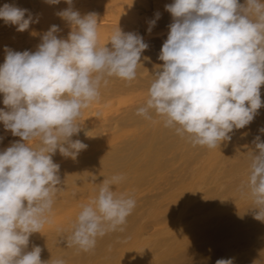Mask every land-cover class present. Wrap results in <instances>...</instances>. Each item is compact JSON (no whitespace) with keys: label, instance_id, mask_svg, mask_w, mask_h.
Listing matches in <instances>:
<instances>
[{"label":"clouds","instance_id":"clouds-1","mask_svg":"<svg viewBox=\"0 0 264 264\" xmlns=\"http://www.w3.org/2000/svg\"><path fill=\"white\" fill-rule=\"evenodd\" d=\"M65 2L69 7L56 15L72 28L67 39L58 38L60 27L51 25L35 51L6 47L0 65V93L10 109H0V121L6 133L20 138L0 150V264H65L59 257L42 261L38 245L27 250L30 236L51 223L63 190L60 166L52 157L58 150L75 159L87 148L72 139L81 131L83 110L100 100L111 78L135 80L149 47L138 32L119 27L109 37L110 47L100 45L96 13L81 15L73 0ZM165 10L173 19L158 56L163 64L152 74L136 115L148 121L158 117L193 147L214 149L253 122L264 106V0H173ZM160 18L157 11L147 21L149 34ZM0 19L18 32L38 22L28 9L8 3L0 7ZM259 132L264 134V128ZM4 139L0 135V143ZM253 143L258 151L250 155L239 192L251 199L254 218L264 222V141L257 135ZM124 179L122 174L104 179L96 196L80 205L68 247L89 252L98 238L123 231L137 203L131 194L113 190Z\"/></svg>","mask_w":264,"mask_h":264},{"label":"rangeland","instance_id":"rangeland-1","mask_svg":"<svg viewBox=\"0 0 264 264\" xmlns=\"http://www.w3.org/2000/svg\"><path fill=\"white\" fill-rule=\"evenodd\" d=\"M89 1H94V0H89ZM170 1L173 2V0H163L161 2H158L156 5L159 9L158 8L157 9L159 11L163 9L161 12L168 13L165 10V5L166 3L170 4L171 3ZM80 3L82 4L81 1ZM80 3H79V7L81 6ZM114 3H116V1L114 0L110 1V4H114ZM47 11H50V9L43 8L42 11H39V12L43 14V13H46ZM105 13H106L105 16L108 17V13L107 12ZM105 13L103 14L99 13L100 14L99 16L104 17ZM115 13H118V11ZM38 15H41V14L39 13ZM139 34L142 35L145 39L147 32L141 31L139 32ZM13 35H15V37ZM22 35H23V32H18L16 29L13 30L10 27H0V41H1L0 42V58L5 57V54H6L5 48L6 47L10 48L13 44L17 43V41H19V39L22 38ZM1 38L3 40H1ZM5 39L7 41H5ZM166 39L167 37L163 41H161L160 44L164 43ZM148 72H146V74ZM148 88L149 87L147 86L137 87L135 89H131L121 94L120 96L116 97L113 101L108 100V101L99 102L98 104L99 109L96 110V112L94 113H98L99 115H105L106 117H111L117 114L118 112H120L123 109V107H125L126 105L128 106L132 101H135V100L136 101H146L147 94H148ZM105 108H106V111H105ZM117 108H119L120 110L118 112H114ZM263 108L264 106H262L258 110V115H256V118L257 116L258 117L264 116ZM103 109L106 112L105 114H104ZM158 121L159 119L152 120V123H154V125L157 126V128H159V126L157 125ZM144 125H145L144 123L138 124V125L134 124L132 126H127L126 130H129V131L134 130V129L140 130L141 127ZM246 127L243 129H239V130H234L232 133L229 134L232 137L231 140L222 141L219 146H217L216 148L212 150L207 147H201V146L193 147L185 138H173L172 145L170 146L171 148L170 147L164 148L165 151L164 150L162 151L158 159L155 161V164L153 165V167L146 170L145 175H144L146 179L139 181V183L136 181L137 179H135V177L137 176V173L139 170H142V169L144 170L143 161L141 160V156L143 157L144 154L148 152L147 145L146 147L144 146L140 150V152L136 155V157L133 156L129 160H126V163L122 164L124 166H121L120 164L118 166L116 165L117 167L120 166L121 168L116 169L117 168L116 166H112L110 167L111 169L107 168L102 171L99 170L97 173L94 172L92 174V177L90 178V181L82 180L80 181L81 184H78V186H77V183H74L73 181L72 182L67 181L65 183H62L61 186L64 184L62 186L64 189L57 195L54 208H53L51 223L46 224L41 229L40 233H33L29 238V242L30 243L36 242V241L40 243L44 242L43 244H39V246L42 248L41 260L44 262H47L50 259L58 258V256H60L59 258L65 259V264H81L83 258L84 259H83L82 264H87V263L88 264H97V263L106 264L108 263V261H106L105 259L103 260L104 257L101 258V255L106 256L107 259L108 257L114 256V255L115 257L118 256L120 258L118 254H116L115 252H112L113 249H107L106 252L102 253L101 255L100 254H90V255L88 254V255L83 256V251L80 252L77 249L75 251L68 250L66 248L67 246L66 239L69 236L68 232L70 233V226L75 221L77 214L80 211V205L88 203L92 198L96 196L99 184H101L104 181V179H108L112 177L113 175L122 174L125 172V174L123 175L125 176V179L123 180L122 184L120 183L116 186H113V190L117 191L118 193L126 192L128 194H131L132 196H134L137 202L136 207L139 208V211L141 213V216L139 217L138 222L136 223L140 229L139 230L140 240L138 241V245L139 247H141V250L137 251L138 252V253L136 252L137 254L133 252V249L130 250L132 252L128 254H131L130 255L131 257H129V259L124 264H148V263L149 264H155V263L156 264H166L167 262L168 264H214L216 260L222 259V258L223 259L231 258L233 260V263L235 264H251V263L252 264H263L264 263V222H261L254 218L255 210H251V208L253 207L252 201L251 199L245 196H242L239 192V188L241 184L245 182L247 179V174L249 171V164H250V157L248 156L249 155L248 153L250 152V150L252 151L253 149H255V145L253 143L254 138L257 135H259L261 138V141H264V134L259 132L260 128H264V124L260 125L259 123H256V120H253V123L251 122ZM131 138L132 137L130 136L113 137L108 140L109 141L108 144L115 143L117 145H122L127 142L126 139L130 141ZM19 139H20L19 137H13L12 135L8 136L6 139L3 140L2 143H0V150L7 148L10 145L11 141L19 140ZM160 146L164 147L165 145L161 143ZM169 148L171 150H169ZM206 153L208 156L206 155ZM245 154L246 156H243ZM63 157L64 156L62 155H60L59 157H55V158L52 157L53 162L59 164V166L62 167L65 164H69L73 160V158L71 157H68V158L66 157L63 158ZM138 157L140 159H138ZM242 157L243 159H241ZM234 167L237 168L235 171H234L235 169ZM211 169H214L215 171L214 170L212 171ZM111 170L114 172H112ZM103 173H105L106 175ZM107 173H108V176L110 177L107 176ZM94 174H96L95 176L102 174L101 175L102 177L101 176L95 177ZM130 175H132L130 177L131 179L129 178ZM207 175L210 177H208ZM130 180L133 182H131ZM126 183H127V187H126ZM187 195H188V198H187ZM76 201L78 202L80 201V202L77 203ZM193 203L194 204L197 203V204L192 205ZM190 206H194L193 208L191 207L193 210L189 209ZM222 208H226V210L228 211ZM152 209H153V213H152ZM219 209L220 210L222 209V210L220 211ZM214 211H215V214H214ZM192 214H193V217H192ZM203 214H206V215L202 216ZM146 215H148L147 218H146ZM238 215L244 216L246 218V221L239 228H236L234 226V221L236 220ZM185 216L188 218H186ZM176 217H178V219H175ZM156 218L158 221L157 220L155 221ZM179 219H182L184 222L182 220L180 221ZM199 219L201 220L199 221ZM157 222L159 224L160 223L162 224L158 225ZM178 222L179 224H177ZM190 223L194 225L193 229H192V224ZM145 224L146 226H144ZM185 224H189V225H185ZM140 225H142L141 228H140ZM149 225L150 227H148ZM177 225H180V226H177ZM166 226L168 227L166 228ZM224 227H226L227 229ZM170 230L172 234L170 232L166 233V231H170ZM188 231L190 234L188 233ZM179 232L182 234L181 236ZM133 233L134 232H132L130 236L132 239H135L136 237H134L135 235ZM148 233L150 234L148 235ZM248 233L250 234V236L246 235ZM236 234L240 236L238 237ZM143 235L146 236V238H143L144 237ZM161 236H163V238ZM148 237L149 238L152 237L151 238L152 240L148 239ZM168 237H170L169 238L170 240L168 239ZM246 237H249V238H246ZM235 239L237 242L235 241ZM189 240H190V243H189ZM238 242L241 243V245ZM144 243L145 244L147 243V244L145 245ZM160 243L162 245H160ZM153 244L157 247V250ZM33 246H34L33 244L29 245L27 250L30 251ZM63 246L64 248H62ZM171 246H173V249ZM200 246H201V249H200ZM161 248L163 249V251ZM178 248L179 249L181 248V249L177 250ZM56 250L58 251L55 252ZM125 253L127 254V251H125ZM227 253L229 254L225 255ZM253 253L256 255V257L254 255L252 257ZM133 255L135 256L133 257ZM78 256H79V259H78ZM81 256L83 257L81 258ZM154 256L156 259L154 258ZM117 258H115V261L117 260L118 262L119 258L118 259ZM152 258L154 259L151 262ZM140 259L142 262L140 261ZM163 259L164 260L166 259L167 262L165 261L166 262L165 263Z\"/></svg>","mask_w":264,"mask_h":264},{"label":"bare ground","instance_id":"bare-ground-1","mask_svg":"<svg viewBox=\"0 0 264 264\" xmlns=\"http://www.w3.org/2000/svg\"><path fill=\"white\" fill-rule=\"evenodd\" d=\"M82 2V4L80 3ZM110 1L112 0H94V1H89V0H73L72 7L75 10H78L81 15H85L87 13H96L97 15V22H98V36H99V43L100 45H104L108 42L109 37L113 33V31L116 28H120L122 32L127 33V32H141L145 31L147 32L148 28V23L147 21L150 19L154 18L155 12L159 11L157 7V3L161 2L163 0H114L116 3L110 4ZM171 2V1H170ZM5 3L8 4H15L16 6L20 8H26L29 10V12L33 15V19L38 20V22H33L30 24L29 28L25 31H23L22 38L17 41V43L13 44L9 49L14 50V51H35L37 48V45L41 42V37L44 32H46L51 25H58L61 29L60 33H58V38H65L67 39L68 34L71 32L72 28L71 26L64 21L62 18H60L56 13L60 12L61 10H64L69 7V5L65 2V0H60L59 4H48L45 2V0H0V7H2ZM80 3V7H79ZM166 3V2H165ZM172 3V2H171ZM239 3L243 4L244 0H239ZM168 4V3H166ZM159 6V5H158ZM160 7V6H159ZM43 8H49L50 11H47L46 13H41L39 11H42ZM158 8V9H157ZM163 10V9H162ZM161 10V11H162ZM118 13H115L117 12ZM161 18L157 21L156 26L153 28L152 32L149 34L147 32V35L145 37V42L149 44V47L147 50H145L142 55H141V60L140 64L138 65L137 69V78L131 82H126L124 80L118 79V78H111L108 85L106 87L101 88V97L98 102H94L91 104L87 109H84L82 112L81 117L79 118V122L82 125L81 131L79 132L78 135H75L72 137L73 140L79 139L81 140L84 144L87 145V148L85 150H82L78 156L72 160L69 164H65L62 167H60L59 170V176L61 178L62 183H65L67 181L74 182L78 184H81L80 181H90V178L92 177V174L95 172L97 173L99 170H105L107 168H110L112 166H118L119 164L121 166H124L122 164L126 163V160H129L133 156L136 157V155L140 152V150L146 145L148 146V152L144 154V156H141V160L143 161V167L144 170H139L137 173V176L135 179L139 183V181H142L143 179H146L144 177L146 170L150 169L153 167L155 164V161L158 159L164 148L170 147L172 145V139L173 138H181L180 136L176 135L174 131L170 129H166L163 127L162 122L160 120L158 121L157 126L152 123V121L145 120L143 117L136 115V110L139 106L143 105L145 101H132L128 106L126 105L123 107V109L118 112L120 109L117 108L114 112H118L117 114L111 116V117H106L105 115H99L96 112V110L99 109L98 104L99 102L102 101H113L116 97L120 96L121 94L131 90L135 89L137 87H149L153 75L163 64V61L158 59V56L160 54L162 44L161 41H163L169 32L168 25L172 23V16L171 14L161 12ZM41 15H38L39 13ZM108 13V17L105 16L106 13ZM110 12V14H109ZM38 13V14H37ZM99 13H105L104 17H100ZM114 13V14H113ZM36 14V16H35ZM27 18V14L25 16ZM0 27H10L11 29H16V26L14 25H6L2 19H0ZM16 34V33H15ZM15 37V35H13ZM10 37V36H9ZM11 39V38H10ZM9 39V40H10ZM13 39V38H12ZM16 39V38H15ZM1 40H3L1 38ZM18 40V39H17ZM5 41H7L5 39ZM1 42V41H0ZM4 42V41H3ZM2 42V43H3ZM4 46V45H3ZM106 46L110 47V42L106 44ZM8 48V47H7ZM6 56V54H5ZM5 61V57L0 58V65H2ZM149 71V72H148ZM146 72H148L146 74ZM260 95H261V101L262 104H264V84L260 86ZM3 98L4 94L0 93V109H3L5 112L10 111V109L3 104ZM102 104V103H101ZM104 105V104H103ZM102 105V106H103ZM110 108V107H108ZM121 108V107H120ZM264 109V108H263ZM102 110V109H101ZM113 110V109H112ZM104 111V109H103ZM106 111V108H105ZM104 111V114L106 113ZM262 112V111H261ZM256 118V117H255ZM155 120L159 119L158 117H154ZM256 123H259L260 125L264 124V116H257ZM145 124L144 126L141 127L140 130H126L127 126H132L134 124ZM253 123V122H252ZM255 123V122H254ZM260 128V127H258ZM247 129V127H246ZM242 131V130H241ZM0 135L5 136V139L11 135V133H6L4 130V124L3 121H0ZM248 135V134H247ZM118 136H130L132 137L130 141L127 140L125 144L122 145H117V144H108V140L113 138V137H118ZM253 137V136H252ZM263 137V136H262ZM176 140V139H175ZM125 141V140H124ZM123 141V142H124ZM122 142V141H121ZM34 143V142H32ZM163 143L165 146L161 147L160 144ZM179 143V141H178ZM177 144V143H176ZM174 145V144H173ZM188 145V144H187ZM244 147V146H243ZM246 147V146H245ZM253 147V146H252ZM171 148V147H170ZM169 148V150H171ZM195 149V148H194ZM190 150V149H189ZM212 150V149H211ZM220 150V149H219ZM238 150V149H237ZM250 150V149H249ZM165 151V150H164ZM195 151V150H194ZM208 151V150H207ZM216 151V149H215ZM218 151V150H217ZM170 152V151H169ZM210 152V150H209ZM248 152V151H247ZM257 152V149H253L252 151L248 153L249 157L251 153ZM218 153V152H217ZM61 154L57 150L56 154L53 155V158L59 157ZM203 155V154H202ZM207 155V153H206ZM176 156V155H174ZM208 156V155H207ZM243 156H246L243 155ZM214 157V156H213ZM64 158V157H63ZM165 158V157H164ZM138 159H140L138 157ZM180 159V158H179ZM206 159V158H205ZM215 159V158H214ZM243 159V157L241 158ZM246 159V158H244ZM138 161V160H137ZM140 161V160H139ZM168 161V160H167ZM183 162V161H182ZM195 162V161H194ZM133 163V162H132ZM162 163V162H161ZM238 163V162H237ZM236 163V164H237ZM136 164V163H135ZM133 164V165H135ZM195 164V163H194ZM233 164V163H232ZM240 164V163H239ZM160 165V164H159ZM116 166V167H117ZM141 166V165H140ZM164 166V165H163ZM214 166V165H213ZM216 166V165H215ZM237 166V165H235ZM165 167V166H164ZM163 167V168H164ZM121 168L120 166L117 167L116 169ZM126 168V167H125ZM158 168V167H157ZM162 168V169H163ZM206 168V167H205ZM221 168V167H220ZM229 168V167H228ZM235 168V167H234ZM239 168V167H238ZM111 169V168H110ZM131 169V167H130ZM237 168L234 169V171ZM97 170V171H96ZM155 170V169H154ZM175 170V169H174ZM212 171L214 169H211ZM220 170V169H218ZM112 171V170H111ZM130 171V170H129ZM215 171V170H214ZM226 171V170H225ZM233 171V172H234ZM114 172V171H112ZM131 172V171H130ZM129 172V173H130ZM133 172V171H132ZM128 173V174H129ZM154 173V171H153ZM159 173V172H158ZM180 173V172H179ZM105 174V173H103ZM122 173V175H124ZM136 174V173H135ZM134 174V176H135ZM227 174V173H226ZM225 174V175H226ZM96 174H94L95 176ZM102 175V174H101ZM97 175V176H101ZM106 175V174H105ZM127 175V174H126ZM150 175V173H149ZM148 175V176H149ZM210 175V174H209ZM224 175V174H223ZM228 175V174H227ZM95 176V177H97ZM108 176V173H107ZM132 175L129 176V178ZM208 176V175H207ZM102 177V176H101ZM105 177V176H104ZM110 177V176H108ZM125 177V176H124ZM210 177V176H208ZM151 178V177H150ZM149 178V179H150ZM88 179V180H87ZM131 179V178H130ZM213 180V179H212ZM211 180V181H212ZM128 181V180H127ZM131 181V180H130ZM153 181V180H152ZM133 182V181H131ZM207 182V181H206ZM234 182V181H233ZM141 183V182H140ZM143 183V182H142ZM197 183V182H196ZM122 184V183H121ZM137 184V183H136ZM144 184V183H143ZM64 185V184H63ZM62 185V186H63ZM124 185V184H123ZM122 185V186H123ZM61 186V185H60ZM61 186V187H62ZM81 186V185H80ZM191 186V185H189ZM213 186V185H212ZM127 187V183H126ZM232 187V186H231ZM131 188V187H130ZM136 188V187H135ZM177 188V186H176ZM64 189V188H63ZM69 189V188H68ZM74 189V188H72ZM174 189V188H173ZM67 190V189H66ZM88 191V189H87ZM189 191V190H187ZM201 191V190H200ZM128 192V191H127ZM152 192V191H151ZM126 193V192H125ZM147 194V193H146ZM231 194V192H230ZM177 195V194H176ZM233 195V194H232ZM202 196V195H201ZM239 196V195H238ZM134 197V196H133ZM147 198V197H146ZM151 198V197H150ZM185 198V197H184ZM188 198V195H187ZM244 198V197H243ZM148 199V198H147ZM211 199V197H210ZM80 200V199H78ZM160 200V199H159ZM147 201V200H146ZM155 201V200H154ZM187 201V200H186ZM79 203L78 201H76ZM184 202V200H183ZM146 203V202H145ZM155 203V202H153ZM152 203V204H153ZM157 203V202H156ZM187 203V202H186ZM201 203V202H200ZM137 204V203H136ZM147 204V203H146ZM145 204V205H146ZM158 204V203H157ZM177 204V203H176ZM197 204V203H196ZM192 204V205H196ZM199 204V203H198ZM206 204V203H205ZM142 205V204H141ZM140 206V205H139ZM211 206V205H210ZM234 206V205H233ZM177 207V206H175ZM194 206H190L189 209H192ZM149 208V207H148ZM151 208V207H150ZM228 208V207H227ZM230 208V207H229ZM236 208V207H235ZM225 209L226 208H222ZM221 209V210H222ZM159 210V209H158ZM193 210V209H192ZM220 210V209H219ZM218 210V212H219ZM220 210V211H221ZM230 210V209H229ZM228 211V210H226ZM246 211V210H245ZM175 212V211H174ZM202 212V211H201ZM217 212V210H216ZM153 213V209H152ZM238 213V212H237ZM236 213V214H237ZM175 214V213H173ZM181 214V213H180ZM215 214V211H214ZM151 215V214H150ZM178 215V214H177ZM206 214H203L204 216ZM231 215V214H230ZM141 216V213L139 211V208L135 207L133 212L127 217L126 223L122 226L123 231H114V232H109L102 238L97 239L96 246L93 250L89 252H83V256L85 255H90V254H102L105 253L107 249H113L112 252H115L120 256L118 259L117 257L110 256L107 257L101 255V258L103 260L105 259L108 261L106 264H124L129 257H131V253L133 249V252H137L141 250V247L138 245V241L140 240V229L137 226V222L139 217ZM148 215H146L147 218ZM154 216V215H153ZM180 216V215H179ZM190 216V215H189ZM210 216V215H209ZM214 216V215H213ZM186 217V216H185ZM193 217V214H192ZM145 218V219H146ZM182 218V217H181ZM188 218V217H186ZM202 218V217H201ZM170 219V217H169ZM172 219V218H171ZM175 219H178L176 217ZM184 219V218H183ZM214 219V218H213ZM157 218L155 219V221ZM166 220V219H165ZM180 221L182 219H179ZM201 219H199L200 221ZM203 220V219H202ZM207 220V219H206ZM147 221V220H146ZM158 221V220H157ZM183 221V220H182ZM197 221V220H196ZM198 221V222H199ZM246 221V218L242 215H238L236 220L234 221V226L236 228H239L244 222ZM143 222V221H142ZM184 222V221H183ZM225 222V221H224ZM144 223V222H143ZM158 223V222H157ZM164 223V222H163ZM171 223V221H170ZM169 223V224H170ZM201 223V222H200ZM151 224V223H150ZM162 224V223H160ZM158 223V225H160ZM168 224V225H169ZM179 224V222L177 223ZM192 224V223H190ZM143 225V224H142ZM140 225V228L141 226ZM172 225V224H171ZM181 225V224H180ZM177 225V226H180ZM189 225V224H185ZM146 226V224L144 225ZM154 226V225H153ZM157 226V224H156ZM170 226V225H169ZM176 226V225H174ZM193 224H192V229H193ZM150 227V225L148 226ZM165 227V226H164ZM163 227V228H164ZM168 226H166L167 228ZM158 228V227H157ZM172 228V227H170ZM184 228V227H183ZM202 228V227H200ZM226 228V227H224ZM154 229V228H153ZM178 229V228H177ZM227 229V228H226ZM135 230V231H134ZM156 230V229H155ZM147 231V230H146ZM149 231V230H148ZM158 231V230H157ZM156 231V232H157ZM165 231V229H164ZM135 235V239H132L130 234ZM139 232V233H138ZM171 233L170 231H166ZM162 233V232H161ZM160 233V234H161ZM178 233V232H177ZM180 233V232H179ZM189 233V231H188ZM197 233V232H195ZM70 235V233L68 232ZM146 234V233H145ZM150 233H148L149 235ZM152 234V233H151ZM172 234V233H171ZM190 234V233H189ZM227 234V232H226ZM155 235V234H154ZM158 235V234H156ZM167 235V234H166ZM182 234L180 233V236ZM195 235V234H194ZM202 235V234H201ZM217 235V234H216ZM230 235V234H229ZM237 235V234H236ZM249 235L250 234H246ZM144 236V235H143ZM169 236V235H168ZM185 236V235H184ZM200 236V235H199ZM220 236V235H219ZM238 236V235H237ZM240 236V235H239ZM238 236V237H239ZM242 236V235H241ZM163 238V236H161ZM174 237V236H173ZM178 237V236H176ZM230 237V236H229ZM233 237V236H232ZM65 238V237H64ZM143 238H146L144 236ZM152 238V237H151ZM148 237V239H151ZM170 237H168L169 239ZM180 238V237H179ZM249 238V237H246ZM142 239V237H141ZM147 239V241H148ZM161 239V238H160ZM166 239V237H165ZM163 239V240H165ZM167 239V240H168ZM190 239V238H189ZM199 239V238H198ZM197 239V240H198ZM243 239V238H242ZM144 240V239H143ZM146 240V239H145ZM152 240V239H151ZM170 240V239H169ZM236 241V239H235ZM241 241V240H240ZM142 242V241H141ZM163 242V241H162ZM165 242V241H164ZM174 242V241H173ZM192 242V241H191ZM217 242V241H216ZM237 242V241H236ZM250 242V240H249ZM44 243V242H43ZM40 242H32L28 244L31 245H38L43 244ZM65 243V242H64ZM140 243V242H139ZM148 243V242H147ZM146 243V244H147ZM158 243V242H156ZM184 243V242H183ZM190 243V240H189ZM188 243V244H189ZM213 243V242H212ZM239 243V242H238ZM49 244V243H48ZM145 244V243H144ZM145 244V245H146ZM185 244V243H184ZM217 244V243H215ZM227 244V242H226ZM241 245V243H239ZM154 245V244H153ZM160 245H162L160 243ZM62 246V245H61ZM144 246V245H143ZM150 246V245H149ZM155 246V245H154ZM159 246V245H158ZM169 246V245H168ZM229 246V245H228ZM252 246V245H250ZM156 247V246H155ZM160 247V246H159ZM173 249V246H171ZM198 247V246H197ZM230 247V246H229ZM64 248V246L62 247ZM68 250H76L75 247H68L66 246ZM154 248V247H153ZM162 249V248H161ZM181 249V248H180ZM179 248L177 250H180ZM201 249V246H200ZM258 249V248H257ZM155 250V249H154ZM153 250V252H154ZM157 250V247H156ZM155 250V251H156ZM160 250V249H159ZM232 250V249H231ZM56 250L55 252H57ZM124 251V253H123ZM127 251V254L125 253ZM163 251V249H162ZM174 251V250H173ZM259 251V250H258ZM81 252V251H80ZM146 252V251H145ZM228 252V250H227ZM69 253V252H68ZM138 253V252H137ZM136 253V254H137ZM158 253V252H157ZM174 253V252H173ZM197 253V252H196ZM200 253V252H199ZM202 253V251H201ZM232 253V252H231ZM255 253V252H254ZM252 254L256 257V253ZM58 254V253H57ZM70 254V253H69ZM107 254V253H106ZM105 254V255H106ZM111 254V253H110ZM124 256H123V255ZM134 254V253H133ZM163 254V253H162ZM211 254V253H210ZM229 253L225 254L228 255ZM62 255V254H61ZM81 255V254H80ZM99 255V257H100ZM122 255V256H121ZM141 255V254H140ZM174 255V254H173ZM187 255V254H186ZM191 255V254H189ZM193 255V254H192ZM234 255V254H233ZM56 256V255H54ZM77 256V255H76ZM81 256V258L83 257ZM108 256V255H107ZM135 255H133L134 257ZM202 256V255H201ZM230 256V255H229ZM236 256V255H235ZM251 256V255H250ZM261 256V255H260ZM53 257V255H52ZM60 257V256H58ZM65 257V256H64ZM90 257V256H89ZM152 257V256H151ZM165 257V256H164ZM250 257V258H252ZM91 258V257H90ZM115 258L117 260L115 261ZM155 258V256H154ZM151 262L153 261V259ZM163 258V257H161ZM186 258V257H185ZM79 259V256H78ZM84 259V258H83ZM82 259V263H83ZM156 259V258H155ZM158 259V258H157ZM160 259V258H159ZM175 259V258H174ZM180 259V258H179ZM235 259V258H234ZM260 259V258H259ZM65 260V259H64ZM81 260V259H80ZM93 260V259H92ZM164 260V259H163ZM250 260V259H248ZM102 261V260H101ZM105 261V262H106ZM132 261V260H131ZM138 261V260H137ZM141 261V259H140ZM150 261V260H149ZM159 261V260H158ZM162 261V260H161ZM167 262L165 259L164 262ZM237 261V260H236ZM86 262V261H85ZM92 262V261H91ZM142 262V261H141ZM150 262V263H151ZM157 262V261H156ZM163 262V261H162ZM165 262V263H166ZM176 262V260H175ZM81 263V262H80ZM81 263V264H82ZM135 263V262H134ZM203 263V262H202ZM239 263V262H238ZM88 264V263H87ZM98 264V263H97ZM105 264V263H104ZM149 264V263H148ZM156 264V263H155ZM168 264V262L166 263ZM215 264V263H214ZM235 264V263H233ZM252 264V263H251ZM264 264V263H263Z\"/></svg>","mask_w":264,"mask_h":264}]
</instances>
